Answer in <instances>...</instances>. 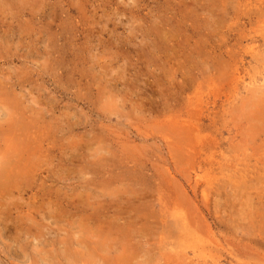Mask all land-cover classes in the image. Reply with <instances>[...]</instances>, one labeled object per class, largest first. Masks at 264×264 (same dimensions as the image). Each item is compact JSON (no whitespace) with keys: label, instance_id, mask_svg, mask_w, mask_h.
I'll return each mask as SVG.
<instances>
[{"label":"rangeland","instance_id":"obj_1","mask_svg":"<svg viewBox=\"0 0 264 264\" xmlns=\"http://www.w3.org/2000/svg\"><path fill=\"white\" fill-rule=\"evenodd\" d=\"M0 264H264V0H0Z\"/></svg>","mask_w":264,"mask_h":264},{"label":"bare ground","instance_id":"obj_2","mask_svg":"<svg viewBox=\"0 0 264 264\" xmlns=\"http://www.w3.org/2000/svg\"><path fill=\"white\" fill-rule=\"evenodd\" d=\"M236 111V110H235ZM250 120V119H249ZM4 172V171H3Z\"/></svg>","mask_w":264,"mask_h":264}]
</instances>
